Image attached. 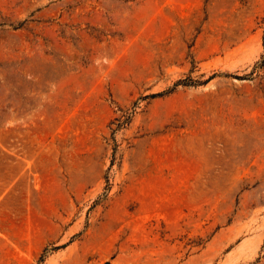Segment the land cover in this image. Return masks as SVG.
Returning <instances> with one entry per match:
<instances>
[{"label": "rangeland", "instance_id": "rangeland-1", "mask_svg": "<svg viewBox=\"0 0 264 264\" xmlns=\"http://www.w3.org/2000/svg\"><path fill=\"white\" fill-rule=\"evenodd\" d=\"M0 264H264V0H0Z\"/></svg>", "mask_w": 264, "mask_h": 264}, {"label": "trees", "instance_id": "trees-1", "mask_svg": "<svg viewBox=\"0 0 264 264\" xmlns=\"http://www.w3.org/2000/svg\"><path fill=\"white\" fill-rule=\"evenodd\" d=\"M211 79V78H210ZM197 82L193 81L192 79L190 78H187L185 80H182V81H179L175 84V86L177 85H196Z\"/></svg>", "mask_w": 264, "mask_h": 264}]
</instances>
